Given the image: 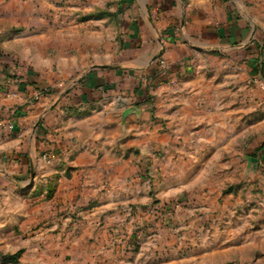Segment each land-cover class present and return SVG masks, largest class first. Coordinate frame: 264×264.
I'll return each mask as SVG.
<instances>
[{"label": "crops", "instance_id": "obj_1", "mask_svg": "<svg viewBox=\"0 0 264 264\" xmlns=\"http://www.w3.org/2000/svg\"><path fill=\"white\" fill-rule=\"evenodd\" d=\"M124 6L122 58L114 66L66 88L50 76L0 71V233L9 223L25 234L16 264H215L182 256L172 243L164 250L161 234L135 243L140 215L127 211L172 198L184 183L166 179L152 150L162 141L160 122L128 98L144 101L177 81H185L188 99L204 93L210 75L194 73L195 62L202 69L212 52L247 50L253 63L257 43L223 1ZM10 120L12 130L4 125ZM257 157L263 167L264 146ZM31 197L46 201L36 221L34 207L25 209Z\"/></svg>", "mask_w": 264, "mask_h": 264}, {"label": "rangeland", "instance_id": "obj_2", "mask_svg": "<svg viewBox=\"0 0 264 264\" xmlns=\"http://www.w3.org/2000/svg\"><path fill=\"white\" fill-rule=\"evenodd\" d=\"M126 1L0 0V71L50 76L66 88L89 72L114 66L122 58L120 12ZM219 1L252 33L257 57L251 63L247 50L212 52L202 69L195 62L193 72L208 73L210 87L189 99L182 95L185 81L144 101L128 98L130 107L140 104L148 119L160 122L162 141L152 150L166 179L184 184L172 198L154 197L149 206L127 212L140 215L135 243L141 235L161 234L164 250L172 243L182 256L264 264V166L257 157L264 146V0ZM10 123L14 126L10 120L7 129ZM45 202L31 197L25 204L26 210L34 207L35 221L47 210ZM4 227L0 264H16L25 234L16 235L9 223Z\"/></svg>", "mask_w": 264, "mask_h": 264}, {"label": "built area", "instance_id": "obj_3", "mask_svg": "<svg viewBox=\"0 0 264 264\" xmlns=\"http://www.w3.org/2000/svg\"><path fill=\"white\" fill-rule=\"evenodd\" d=\"M38 98H39V96H36V100H37ZM13 127H14V126H13L11 123H10L9 126H8L9 129H13Z\"/></svg>", "mask_w": 264, "mask_h": 264}, {"label": "trees", "instance_id": "obj_4", "mask_svg": "<svg viewBox=\"0 0 264 264\" xmlns=\"http://www.w3.org/2000/svg\"><path fill=\"white\" fill-rule=\"evenodd\" d=\"M130 1H132V0H127L125 3H128V2H130Z\"/></svg>", "mask_w": 264, "mask_h": 264}]
</instances>
